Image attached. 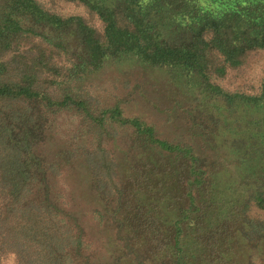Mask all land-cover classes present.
Returning a JSON list of instances; mask_svg holds the SVG:
<instances>
[{"label": "trees", "instance_id": "trees-1", "mask_svg": "<svg viewBox=\"0 0 264 264\" xmlns=\"http://www.w3.org/2000/svg\"><path fill=\"white\" fill-rule=\"evenodd\" d=\"M64 1L101 27L40 0H0V260L264 264V73L256 93L213 80L264 49V0ZM108 60L172 74L203 152L161 137L119 100L90 95L84 82ZM62 113L78 119L88 144L56 154L88 175L108 259L64 207L53 183L61 166L41 149ZM219 144L231 164L207 156Z\"/></svg>", "mask_w": 264, "mask_h": 264}, {"label": "rangeland", "instance_id": "rangeland-1", "mask_svg": "<svg viewBox=\"0 0 264 264\" xmlns=\"http://www.w3.org/2000/svg\"><path fill=\"white\" fill-rule=\"evenodd\" d=\"M40 1L59 14L81 15L91 25L101 27L100 19L91 15L80 4L64 0ZM215 59H217L216 55ZM263 73L264 49H261L249 52L242 65L237 68H228L223 76H217V78L214 76L213 80L222 89L230 92L256 93L260 90ZM180 81L183 82L184 78ZM176 83H178L177 80L175 81L172 74L165 69L144 67L133 61L108 60L99 72L84 82L83 86L103 105L119 100L125 114L138 115L152 123L161 137L177 141L186 140L194 146L196 151L203 152L200 141L188 132L187 121L176 106L178 86ZM80 127L78 119L71 114L62 113L51 118L49 139L41 149L61 166L60 173L54 178L53 183L63 194L61 200L64 202V207L79 217L98 258L104 260L110 257L111 249L106 241L108 233L94 222L93 208L97 205L98 198L88 186V175L77 160L68 164L65 158L62 159L56 154L59 150H82L80 145L88 144V137L81 134ZM226 136L227 134H224L220 138ZM219 147L218 150L205 153L210 159L220 160L217 161L219 163L231 164L220 151L223 150L222 144H219ZM112 148L114 152H119L118 145ZM231 167L233 168L232 165ZM0 264L15 263L11 255H5L0 260Z\"/></svg>", "mask_w": 264, "mask_h": 264}]
</instances>
